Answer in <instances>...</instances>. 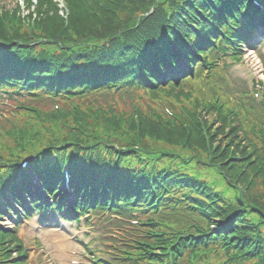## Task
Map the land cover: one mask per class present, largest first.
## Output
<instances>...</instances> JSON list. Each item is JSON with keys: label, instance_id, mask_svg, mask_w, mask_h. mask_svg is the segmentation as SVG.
I'll use <instances>...</instances> for the list:
<instances>
[{"label": "trees", "instance_id": "obj_1", "mask_svg": "<svg viewBox=\"0 0 264 264\" xmlns=\"http://www.w3.org/2000/svg\"><path fill=\"white\" fill-rule=\"evenodd\" d=\"M62 2L66 18L55 0H23L28 24L19 5L0 13V95L16 110L0 128V215L10 196L32 212L22 190L51 206L30 169L72 214L55 197L67 171L75 211L145 220L123 264H264V93L230 102L218 64L247 43L249 0Z\"/></svg>", "mask_w": 264, "mask_h": 264}, {"label": "rangeland", "instance_id": "obj_2", "mask_svg": "<svg viewBox=\"0 0 264 264\" xmlns=\"http://www.w3.org/2000/svg\"><path fill=\"white\" fill-rule=\"evenodd\" d=\"M16 5H19L20 16L27 14L26 6L19 0H0V8L3 10L14 9ZM262 11L264 12V4H262ZM263 28L264 20L261 19V22L257 23L251 33L246 36L247 39L254 41V44L256 43L254 49H249L243 44L240 46L242 58L238 60L226 58V63H228L226 73L230 82L229 91L248 89L250 92V88L254 92L262 91L259 82L264 80ZM2 96L4 95L0 97ZM160 100L166 102L163 96L157 97V103ZM5 102V98H0V128L8 124L7 120L16 116V110L12 109L10 104H2ZM172 104L176 105L174 99H172ZM204 117L211 120L213 115L205 114ZM5 142L6 139L0 133V147ZM205 173L209 174L210 178H214L210 171ZM258 190L259 185L257 184L255 192L252 191V193L258 195ZM71 217L73 221L64 220L62 215L53 210L46 213H32L28 217L25 214L16 215V219L11 218L10 213H6L0 216V228L6 231L17 230V237L21 244L17 241L13 242L14 246L11 251L15 254L14 251L23 246L25 248L24 257L27 256L26 264H96L92 260L97 257L102 264L103 262L115 264V247H121L122 243L126 242L124 235L135 231L129 228L128 223L124 224L123 229L110 226L107 222L110 216H107V213L92 212L82 215L79 221H75L76 217Z\"/></svg>", "mask_w": 264, "mask_h": 264}]
</instances>
